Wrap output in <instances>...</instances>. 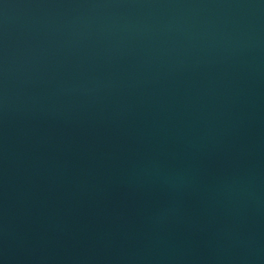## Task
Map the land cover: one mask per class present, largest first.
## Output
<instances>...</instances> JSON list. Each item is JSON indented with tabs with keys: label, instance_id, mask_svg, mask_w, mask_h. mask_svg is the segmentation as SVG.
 I'll return each mask as SVG.
<instances>
[{
	"label": "water",
	"instance_id": "95a60500",
	"mask_svg": "<svg viewBox=\"0 0 264 264\" xmlns=\"http://www.w3.org/2000/svg\"><path fill=\"white\" fill-rule=\"evenodd\" d=\"M0 264H264V0H0Z\"/></svg>",
	"mask_w": 264,
	"mask_h": 264
}]
</instances>
